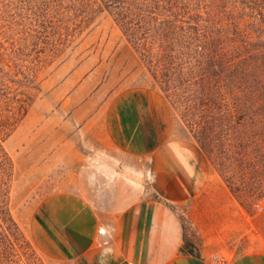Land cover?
<instances>
[{"label":"trees","instance_id":"obj_1","mask_svg":"<svg viewBox=\"0 0 264 264\" xmlns=\"http://www.w3.org/2000/svg\"><path fill=\"white\" fill-rule=\"evenodd\" d=\"M102 13L150 72L196 90L210 119L196 139L240 206L264 198V0H0V264L2 237L18 231L4 142L39 95L47 48ZM181 253L197 255L186 240Z\"/></svg>","mask_w":264,"mask_h":264},{"label":"crops","instance_id":"obj_2","mask_svg":"<svg viewBox=\"0 0 264 264\" xmlns=\"http://www.w3.org/2000/svg\"><path fill=\"white\" fill-rule=\"evenodd\" d=\"M102 109L96 199L80 184L37 206L49 247L73 264H264V208L240 206L158 90L118 91Z\"/></svg>","mask_w":264,"mask_h":264},{"label":"rangeland","instance_id":"obj_3","mask_svg":"<svg viewBox=\"0 0 264 264\" xmlns=\"http://www.w3.org/2000/svg\"><path fill=\"white\" fill-rule=\"evenodd\" d=\"M95 1L88 0L92 5ZM65 39L57 51L47 48L50 57L38 73L39 95L4 142L15 167L9 210L18 231L2 237V264H73L46 244L34 226V212L54 191L78 190L80 184L96 199L93 156L104 135L102 106L118 91L158 90L169 103L177 126L219 175L212 157L196 139L209 114L194 102L195 89L179 81L168 83L150 72L107 13ZM260 208H264V198L249 212Z\"/></svg>","mask_w":264,"mask_h":264},{"label":"built area","instance_id":"obj_4","mask_svg":"<svg viewBox=\"0 0 264 264\" xmlns=\"http://www.w3.org/2000/svg\"><path fill=\"white\" fill-rule=\"evenodd\" d=\"M213 264H224V261L219 257H215L213 260Z\"/></svg>","mask_w":264,"mask_h":264}]
</instances>
